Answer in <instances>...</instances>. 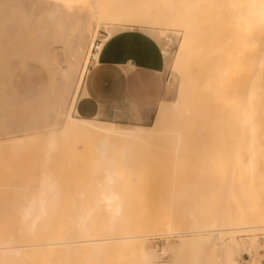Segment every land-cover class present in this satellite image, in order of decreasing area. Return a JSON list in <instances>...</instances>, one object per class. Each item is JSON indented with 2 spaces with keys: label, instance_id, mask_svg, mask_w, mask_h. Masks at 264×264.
<instances>
[{
  "label": "bare ground",
  "instance_id": "6f19581e",
  "mask_svg": "<svg viewBox=\"0 0 264 264\" xmlns=\"http://www.w3.org/2000/svg\"><path fill=\"white\" fill-rule=\"evenodd\" d=\"M24 1L33 4L42 0H0V8L12 6V4L22 5ZM59 1L61 0L55 1L56 7L53 11L56 13L61 9ZM66 1H74L72 5L76 7L84 21L82 30L85 35L86 33L95 35L97 28L101 25H104L108 32L102 40L103 43H99L95 48L96 51L92 53L95 61L99 60L100 52L108 40L117 34L134 31L147 33V36L158 41L164 59L169 57V45L172 38L166 35L165 31H160L161 34L158 30L155 31L160 22L157 20L156 13L146 6L143 8L134 0H127L124 3L122 1L126 0ZM247 4L251 27L248 32L249 44L242 56L237 54L236 50L231 51L223 47L220 28L205 30L207 27H204L205 34L200 28H194L195 30L190 28L192 19H187L189 21L184 23L185 17L183 14L180 15L178 20L181 21L177 22L188 28L184 30V37L174 65V73L179 76L177 98L169 105L164 100L159 102L162 103L161 115L154 124L117 128L112 122L83 118L77 113L74 115L73 113L77 112L75 108L77 96L81 92L83 81L89 70L87 58L82 73L80 72L74 99L68 111L63 115L64 119L61 123L58 122V118L62 113L57 112L53 117V122L46 126L39 135L26 137L25 134V137L12 136L8 139H0V155L7 152L9 155L24 151L30 152L33 149L37 153L39 151L40 154L43 153L42 156L52 155L50 160L54 159V154L57 155L61 151L63 153V150L67 149L70 150L68 152L73 161L76 156L73 151L79 153L81 150L80 147L78 150L75 146L82 144L84 145L81 146L83 150L90 146L91 149L84 151L89 153L95 149V152L90 153L97 154V157L94 156L95 161L97 160L95 171L100 176L96 180L94 178L95 185L90 190L91 192L89 191L93 193L89 194L92 199L90 197L88 199L89 201L91 199V204L73 203V212L69 214L66 212H71L68 208L71 204L65 201H69L67 196L74 192L68 195L71 190H67V193L65 190L67 188L63 187V184L60 185L61 180L59 182V179H62L59 178L60 174L58 181L57 178L53 180L56 176L49 175L50 178L47 172L45 174V170L41 176L36 174L41 177L40 182L38 181V189L35 191L36 194L27 196L26 203L18 206L20 209L16 211L18 218H7L14 213L10 210L13 214L6 217L8 208L5 213L6 207H2L3 210L0 207L6 217L0 215V264H63L61 258L63 255L77 257L82 255L87 259L83 261L84 263L81 262L82 264H120L122 260L128 261V264H157L153 250L147 246V239L154 235L198 236L197 240L188 242L187 247L198 252V255L202 254L203 259L208 257V254H215L219 245L222 244V256L227 260V248L238 251L241 249L240 241L236 240V236L240 235L246 236L245 240L248 241L250 254L256 249L255 234L258 231H264V0H248ZM132 22L133 25H131ZM80 41H78V47L81 46ZM164 141L165 144L166 142L169 144L172 161L177 151L180 153L179 159L193 153V156L201 159L202 169L209 168L213 163L212 160H216V165L213 167L217 170L225 174L232 171L231 175L237 174L238 177L241 175L243 177L245 176L244 169L247 172L246 165L248 166L249 162L250 178H256L255 181L260 185L256 187L253 185L252 188L247 189L235 190L236 188H233L228 191V194L223 191L225 200L221 201L224 203H218L219 199L216 198H213L210 204L185 205L184 207L174 206L171 203L173 199L169 200L168 205L160 203L159 197L165 190L161 187L167 182L166 175H171V173L173 175L174 167L172 171L168 169L170 173L167 170L164 171L162 167H159V171L156 167L157 172L154 173L147 169L146 171L140 170L141 173L136 171L130 160L134 146L154 148V145ZM165 144L163 143L167 149L168 144L166 146ZM157 146L161 147V145ZM83 150L80 154L84 152ZM34 151L33 153L37 154ZM159 151L155 149L152 152L155 154ZM159 154L156 156H160ZM165 154L164 157L170 158V156L167 157L169 152ZM64 156L66 159L67 154ZM118 158L124 161L123 170L116 169L120 167L117 164ZM166 158L163 161L164 164L159 162V165L167 168L166 163L169 161L166 162ZM40 159L34 158V160ZM245 159L247 164H245ZM43 164H41L42 167H45ZM176 164L177 162L173 164L175 171L180 167ZM187 165L189 166L188 163ZM183 167L181 166V169ZM190 169L193 171L194 167ZM241 169L243 171H240L241 175H238ZM251 170L256 171V174L251 173ZM208 172L210 173L209 170ZM202 176L204 177V172ZM34 180H31L29 186L33 185ZM57 183L62 192L65 190L64 192L67 193L61 196L63 199L60 197L62 203L56 196L60 190L57 189L59 188ZM72 184L71 188L75 187ZM79 184L81 188L84 187V184ZM86 188L88 189V186H85L84 195L87 193ZM75 189L77 193L79 188L75 187ZM5 190L6 188L3 190L6 194L8 191ZM190 190L193 189L190 187ZM61 193L58 196L65 194ZM176 196H178L177 193ZM54 198L59 200L60 203L58 201L57 203L60 206L55 204L56 200H53L54 204L51 203L50 199ZM73 199L72 202H75ZM63 203H66L65 206ZM3 204L6 205L2 201L1 205ZM15 204L18 205V203ZM8 206L10 208L11 204ZM63 208L66 211L62 210ZM160 210L166 213L165 218L159 214ZM62 213L66 214V216L63 214L65 219ZM57 214L58 217H56ZM191 215L194 219L189 218ZM67 216L73 219L69 220ZM183 216L185 219L181 220ZM227 264L231 263L227 262Z\"/></svg>",
  "mask_w": 264,
  "mask_h": 264
},
{
  "label": "rangeland",
  "instance_id": "374dc122",
  "mask_svg": "<svg viewBox=\"0 0 264 264\" xmlns=\"http://www.w3.org/2000/svg\"><path fill=\"white\" fill-rule=\"evenodd\" d=\"M55 1L56 0H42L41 2H35L33 4L32 2L24 1V4L22 5L12 4V6H3L0 8V139H8L12 136L25 137V134L26 137L39 135V133H41L46 128V126L50 125L53 122V117L57 112L62 113V115L58 118V122L61 123L64 119L63 115H65V113L68 111V107L70 106L71 101L74 99V92H76L75 89L78 86V81L81 75L80 72L82 73V69L86 59L88 58L86 62H88L89 68L96 62L92 55V53L96 51V46L99 43L102 44L103 38L108 35V32L104 28V25H101L99 28H97L96 33L94 32L95 35H88L87 33L85 35V32L82 30L84 21L81 15L78 13L76 7L72 5L74 1H59L61 9H59L60 12L58 13L53 11L56 7ZM134 1L137 2L139 6L143 8L146 6V8L153 10V12L156 13L157 20L160 22V27L158 26V28H155V31H165L166 35H169L172 38V41L169 45L170 55L167 58L169 60H167L166 58L164 59L165 68L162 74L165 85L161 101H166L168 105L175 101L177 98L179 76L174 73V65L179 46L184 37V30L188 28L185 27V25H182V23L177 22L179 21L178 18L181 14H183L185 17V19L183 18L184 23H187V21L192 19L190 23V28L192 29L200 28V30L203 31L206 27L207 28L205 30L220 28L222 30L221 39L223 47L231 51L236 50L237 54L239 53V55L241 54V56L244 54L245 48L249 44L248 32L251 26L248 9L249 7L247 4L248 0ZM124 2H127V0L122 1V3ZM188 8L189 11L187 12ZM195 19H198L197 21H199L200 23H198ZM133 24L134 23L132 22L131 25ZM247 24L249 26H247ZM203 33L206 34L205 31H203ZM145 35H147V33H145ZM76 36L78 37L76 38ZM75 38L78 40H76ZM79 40H81L80 47H78L77 45ZM66 70L68 71L67 73ZM157 105L158 106L156 107V112L153 119L141 124H138V122L136 121H123L116 118L112 120L101 121L115 122L117 128H122L123 126L130 127L132 125H152L160 118L161 115L162 103H159ZM73 114L77 115L75 114V112ZM90 119L100 120V118ZM163 143L165 144V141ZM163 143L161 142L157 144L161 145V147L163 148L157 145V147L154 145V148H150V146L148 148L144 146H134L132 157L130 160L132 162L130 163L134 164V167L138 172L140 170L146 171L147 169L150 172L153 171L154 173L157 172L159 167H162L164 171H169V173L173 170V175L172 173L171 175H166L167 182L161 187V189L165 190L163 191L162 196L159 197L160 203L168 205L167 203H169V200L173 199V202L171 201V203L174 206L184 207L185 205L193 206L195 204H210L213 202V198H216L217 200L219 199L217 201L218 203H224V201H221L225 200L223 197V191L228 194V191L233 188H236L235 190H238L239 188L247 189L252 188L253 185L256 187L259 184L255 181L256 178L254 177H251L252 181H254V183H251V174H249L250 172H248V169H250L249 162L248 166L246 165L247 172H245V169L243 172L245 176L242 177L240 172L243 171V167L241 170H239L240 173L233 170L236 173H239L238 175H241V178L240 176L238 177L237 174H235V176L233 174L231 175L232 171L227 172V174H225V172L223 173V171H220L219 169L218 171L215 167H213L214 165H216V160H212L213 163L210 162L212 163V165L209 164V168L202 169L200 167L202 166V162H200L201 159L193 156V153V155L189 153L190 156L186 155V157L180 156L181 159H179L180 153L177 151L176 155L173 151L175 159L172 161L173 158L171 157L172 153H170L171 150L169 149V144L166 142L165 146L167 144L168 146H166L167 149H165ZM81 146L84 145L81 144L75 147H77V149L80 147V151H82L83 149ZM152 148L153 150L156 149V151H160L155 152L154 154L152 152L153 150L150 152ZM87 149L86 147L84 148V150ZM162 149L163 151H161ZM32 150H30V152L24 151L12 154L14 155V157L12 155H9L8 152L6 154L0 155V198L2 199L0 200L1 202L3 201L6 204L1 205L0 202V207L1 210H3L2 207H6L4 209L5 213L8 208L9 211L7 210V214H9H6V217L14 213L12 216H9L7 218H18V215L16 214L17 209H19L18 206L26 203L25 198H27V196L29 197L30 195L33 196L34 194H36L35 191L36 189H38L37 186L39 185L41 179V177L39 176L43 174L44 170L45 174L46 172L48 173V176H56L53 180H56V178L57 181L59 178L63 179H59V182L61 180L60 185L63 184V187L67 188L65 189L67 193L69 190H71L69 191L68 195L74 192L73 194L67 196V199H69V201L67 199V201H65L67 202V204H71L69 205V207L66 206V208H70L69 210H71V212L67 211L66 213L72 214V207L74 205L73 203L87 205L91 204L90 202L92 197L90 195H92L93 193H89V191L92 190V188L94 187L93 185H95L93 183L94 178L96 180L100 177L98 176L97 171H95V164L97 163V160L95 161V158L97 157V154L90 153L95 152V149H92L93 151H90L89 153L88 151L85 152L83 150L85 153L81 152V154L80 151L78 153V151H75L73 149V153L76 155L75 157L78 156V158L74 157L75 159L73 158V161H71L70 158L72 157H70V153L68 152L70 150L67 149L63 150V153L61 151L57 155L54 154L57 158L53 157V160H50V157L52 155L50 157H46L45 155H43L46 157L45 158L42 156L43 153L40 154V151L37 153L36 150H33L37 153L34 154ZM165 150L166 152H169V155H167V157L170 156V158L168 159L164 157V155H166ZM29 153L31 156L29 155ZM158 153H160V156L157 157L156 155H158ZM33 154L35 156H33ZM65 154H67L66 159H64ZM36 155H38L37 158ZM31 157L33 160L31 159ZM34 158L41 159L34 160ZM165 158L167 159L166 162L169 161L168 163H166L167 168L165 166L166 164L164 165L165 167L162 166L164 164L163 161ZM178 159L180 160V162ZM43 160L45 161L43 162ZM175 160L177 162L176 165L180 166L178 168L181 169V166L183 167L185 165L181 170L176 167L178 169H176V171L179 174H176L175 166H173V164L175 165L176 163ZM41 162L44 163L43 166H45L46 168L42 167ZM70 162H72L71 165ZM159 162H161L162 165H159ZM187 163L190 167L187 165ZM117 164L120 165V167H116L117 170L124 169V161L122 160V158L117 161ZM245 164H247V160ZM156 167L157 170L155 169ZM172 167L174 168L172 169ZM192 167H194L195 170L193 169L192 171L190 169ZM168 169L172 170L170 171ZM34 170L35 173H33ZM198 170H200V173L198 172ZM201 170L204 172V177L202 176L203 179L201 177V175L203 174V172L201 173ZM208 170L210 171V173L208 172ZM255 172L256 171L252 172L251 170V173L256 174ZM144 173L147 174V172ZM36 174H38L39 176ZM254 174L253 176L256 177V175ZM49 177L51 178V176ZM33 178L36 180H34ZM31 180H34V186L31 185L33 187L29 186V184H31L32 182ZM5 181L8 182L10 186ZM72 183L76 188H79V191H77V193L75 187L71 188ZM79 183H81L82 185L84 184V187L82 186L81 188V185ZM4 184H7V187ZM77 184H79V186ZM57 186L59 187V183H57ZM85 186H88V189L86 188L87 196L86 194L84 195V192H86ZM190 187L193 190L189 191ZM4 188H6L5 191H8L6 192V194L3 191ZM187 188H189L188 191ZM57 189H60V187ZM74 189L75 191H73ZM65 190H63L62 192V190L60 189L59 193L57 192L56 196L58 199L61 196L67 195V193L64 192ZM2 192H4V194ZM61 192L65 194L63 195ZM60 193L62 195L58 196V194ZM176 193L178 196H176ZM4 195L6 196V198H4ZM7 195L11 198L9 199ZM89 197L91 198L90 201L88 200ZM55 198L50 199L51 203L54 204L56 202L55 204L59 205L57 203V201L59 202V200H56ZM72 198L75 199V202H72ZM5 199L8 201H6ZM53 200L56 201L54 202ZM15 203H18V205H16ZM10 204L11 209L8 206ZM65 204L66 203H63L64 206ZM57 205H55V207H57ZM63 205L61 207H63ZM10 210L13 212L12 214ZM62 210L66 211V209L64 208ZM4 211H1L2 214L0 215L1 217L4 216V218H6ZM160 211L159 214L161 215V217L165 218L166 213L163 210ZM63 214L65 213H62V216ZM59 216H61V214ZM64 216H66V214ZM56 217H58V214ZM184 217L185 216L181 217V220H184ZM191 217L192 215L189 218L194 219V217ZM69 218L70 216L67 219ZM71 218L73 219V217ZM71 218L69 220H71ZM197 238L198 236L193 235H187L184 237H180L177 235L170 237L154 235L153 237L147 239V246L149 247V249L153 250L156 256L155 263L157 264H227V262L231 264H259L261 262L262 264H264V231L256 232L255 239L257 246L251 254L248 251L249 244L248 241L245 240L246 236H236V240H239L241 243V249L238 251L232 248H227V260H225L222 256V244L219 245V249L215 254H208V257H206L205 259H203L202 254L198 255V252L192 250L190 247H187L188 242H193L197 240ZM184 243L186 246L184 245ZM172 246H174L175 248ZM61 258L63 260V264H82L81 262H85L87 260L82 255L78 257L72 255H63L61 256ZM190 258L192 259L191 261ZM127 262L128 261L126 260H122L120 264H128Z\"/></svg>",
  "mask_w": 264,
  "mask_h": 264
},
{
  "label": "crops",
  "instance_id": "0c3cea01",
  "mask_svg": "<svg viewBox=\"0 0 264 264\" xmlns=\"http://www.w3.org/2000/svg\"><path fill=\"white\" fill-rule=\"evenodd\" d=\"M164 68L159 44L143 32L115 35L104 45L99 60L89 67L75 114L138 124L151 121L164 91Z\"/></svg>",
  "mask_w": 264,
  "mask_h": 264
},
{
  "label": "built area",
  "instance_id": "2783aa9c",
  "mask_svg": "<svg viewBox=\"0 0 264 264\" xmlns=\"http://www.w3.org/2000/svg\"><path fill=\"white\" fill-rule=\"evenodd\" d=\"M98 43V42H97Z\"/></svg>",
  "mask_w": 264,
  "mask_h": 264
}]
</instances>
